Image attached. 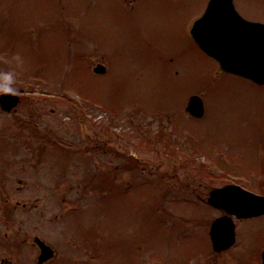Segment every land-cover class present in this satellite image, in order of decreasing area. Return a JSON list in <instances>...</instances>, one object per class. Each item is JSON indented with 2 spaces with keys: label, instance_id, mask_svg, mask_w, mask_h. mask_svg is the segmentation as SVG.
Listing matches in <instances>:
<instances>
[{
  "label": "rangeland",
  "instance_id": "1",
  "mask_svg": "<svg viewBox=\"0 0 264 264\" xmlns=\"http://www.w3.org/2000/svg\"><path fill=\"white\" fill-rule=\"evenodd\" d=\"M207 2L0 0V72H13L17 89L34 87L40 122L71 151L66 163L56 157L25 170L26 188L16 198L47 207L53 188L56 228L49 238L68 242L74 254L73 240L85 237L96 257L91 264H228L246 250L238 244L213 253L208 230L222 213L195 194L245 181L264 195V87L216 76L217 64L193 43L192 19ZM234 5L264 23V0ZM97 63L104 75L92 72ZM191 94L203 97L201 119L183 112ZM116 147L137 157L135 169L115 158ZM96 171L106 185L90 180ZM253 222L241 224L246 240H256L247 242L246 264L264 236V226Z\"/></svg>",
  "mask_w": 264,
  "mask_h": 264
},
{
  "label": "flooded vegetation",
  "instance_id": "2",
  "mask_svg": "<svg viewBox=\"0 0 264 264\" xmlns=\"http://www.w3.org/2000/svg\"><path fill=\"white\" fill-rule=\"evenodd\" d=\"M250 21L259 22L257 20ZM29 90H34V87L30 86L27 90L19 88L17 93L13 94L18 97V103L10 111L4 110L9 105L6 100L0 105V149L2 150L0 153V196L4 197L0 200V264H19L17 260L25 254L27 257L23 258V261L21 259L22 264H91L89 261L96 257L88 250L92 243L90 244L85 237L73 240L76 244L73 248L77 249L74 254L65 249V244L68 242L56 243L49 238L54 235L56 228L55 210L57 205L53 188L48 189L49 203L47 207L38 199L34 202L33 200L32 202H23L16 198L26 188V182L22 181L25 170L27 172L38 170L42 161L49 165L54 164L56 157L65 163L71 159L70 146L64 149L59 143L60 141L56 143L52 128L44 122H40V109L33 107L34 98ZM34 93L32 92V94ZM33 108L36 109V114ZM151 112L153 111L151 110ZM154 115L169 116L162 113ZM20 126L23 127V130ZM93 147L97 154L100 153L101 146L98 142ZM116 149L115 158H122L123 164L129 165L131 169L134 168L135 160L129 154V157L120 155L119 148L116 147ZM56 152L60 155H56ZM82 154L87 161L91 160L92 157L86 156L88 149L82 151ZM30 161V164L33 163V167H25V163ZM10 178L13 179L11 183ZM51 185H54V175ZM35 187L40 189L38 184ZM207 196L202 197L201 192L195 194L197 201L204 205H206ZM23 215H27L26 220L18 219V216L23 217ZM254 220L259 221L253 222L254 225L264 226V214L248 220L235 219L238 228L237 237L241 231L239 229L241 223H250ZM240 236L244 239L247 238L241 234ZM251 239V241H246L243 244L250 247L247 242H254L253 237ZM260 240L261 242L257 246L259 249L264 246V236ZM263 251L260 252V257L255 256L256 259H250L251 264L261 263ZM47 255L50 257L46 258ZM235 261L230 260L228 264L235 263ZM241 261L239 260L240 263L236 261V264H246L241 263Z\"/></svg>",
  "mask_w": 264,
  "mask_h": 264
},
{
  "label": "water",
  "instance_id": "3",
  "mask_svg": "<svg viewBox=\"0 0 264 264\" xmlns=\"http://www.w3.org/2000/svg\"><path fill=\"white\" fill-rule=\"evenodd\" d=\"M191 35L199 48L219 63L218 74L231 73L257 85H264V25L242 19L234 10L232 0H209ZM93 71L102 74L104 67L97 65ZM3 98L0 97V100ZM186 111L196 118L202 117V99L196 95L189 97ZM235 189L229 187L212 192L208 201L218 208L227 206L231 213L240 217L263 212L264 207L261 210L258 203L264 202V198ZM224 201H228L229 205ZM233 228L226 218L213 222L210 237L214 251L220 252L233 244Z\"/></svg>",
  "mask_w": 264,
  "mask_h": 264
},
{
  "label": "clouds",
  "instance_id": "4",
  "mask_svg": "<svg viewBox=\"0 0 264 264\" xmlns=\"http://www.w3.org/2000/svg\"><path fill=\"white\" fill-rule=\"evenodd\" d=\"M15 60L22 64L23 58L17 54ZM16 83V76L13 72L4 71L0 72V93L16 94L18 89L14 86Z\"/></svg>",
  "mask_w": 264,
  "mask_h": 264
}]
</instances>
